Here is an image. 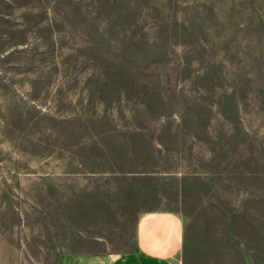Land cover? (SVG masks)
Masks as SVG:
<instances>
[{
	"label": "rangeland",
	"instance_id": "rangeland-1",
	"mask_svg": "<svg viewBox=\"0 0 264 264\" xmlns=\"http://www.w3.org/2000/svg\"><path fill=\"white\" fill-rule=\"evenodd\" d=\"M264 264V0H0V264L125 252Z\"/></svg>",
	"mask_w": 264,
	"mask_h": 264
},
{
	"label": "crops",
	"instance_id": "crops-1",
	"mask_svg": "<svg viewBox=\"0 0 264 264\" xmlns=\"http://www.w3.org/2000/svg\"><path fill=\"white\" fill-rule=\"evenodd\" d=\"M184 246V225L168 208L142 212L132 231L131 245L125 252L89 248L64 253L60 264H177Z\"/></svg>",
	"mask_w": 264,
	"mask_h": 264
}]
</instances>
